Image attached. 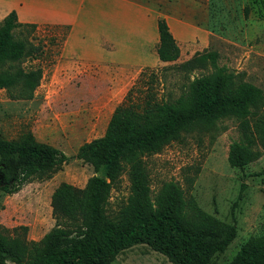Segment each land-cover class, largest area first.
<instances>
[{
  "label": "rangeland",
  "instance_id": "1",
  "mask_svg": "<svg viewBox=\"0 0 264 264\" xmlns=\"http://www.w3.org/2000/svg\"><path fill=\"white\" fill-rule=\"evenodd\" d=\"M132 1L135 33L144 35L135 37L132 59L136 61L142 56L141 39L151 42L156 35L148 11L151 5L161 6L166 0ZM185 1L175 0L182 21L173 24L174 30L187 34L197 26L205 37L196 39L192 35L179 58L170 63L154 65L153 52L148 54L149 64L145 67L135 66L134 61L125 67L64 60L60 55L65 30L40 27L34 32H14L16 39L42 45L37 56L22 63L25 68L39 67L42 76L30 100H11L0 90V138L19 142L31 136L36 142L57 148L67 160L45 175L32 177L13 194L0 191L2 234L38 242L53 228L70 224L54 210L53 195L64 185L82 190L94 175L92 167L77 158V150L103 136L112 113L129 90L132 89L133 105L142 102L146 89L156 99H174L194 79H201L202 90L207 91L216 68H224L242 74V81L260 88L264 94V11L260 0L244 5L236 0H209L208 12L202 8L186 12ZM202 3L206 5L205 1ZM121 19L124 21L123 16ZM206 51L218 53L215 66L206 62L190 71L179 69L180 64ZM237 125L236 121L225 119L196 127L160 152L142 157L152 195L164 183L175 182L201 210L235 228L234 239L209 264H228L246 239L264 234V153L242 169L229 167V145L240 139ZM130 195L126 165L111 186L108 216H116ZM111 264L171 263L147 245L139 244L119 252Z\"/></svg>",
  "mask_w": 264,
  "mask_h": 264
},
{
  "label": "trees",
  "instance_id": "2",
  "mask_svg": "<svg viewBox=\"0 0 264 264\" xmlns=\"http://www.w3.org/2000/svg\"><path fill=\"white\" fill-rule=\"evenodd\" d=\"M260 3L264 11V0ZM18 29L34 32L37 26L19 23L15 11L0 21V90L11 100H30L42 71L22 63L43 47L16 39ZM157 32L159 61H176L179 47L163 18L157 20ZM217 60L216 51H206L179 69L190 71L206 62L215 66ZM240 75L216 68L207 91L202 90L201 79H194L174 99H156L146 89L138 105H133L129 90L103 136L77 150V158L90 165L94 175L82 190L64 185L53 195L54 210L70 224L53 228L38 242L0 232V264H111L119 252L139 244L171 264H209L234 239L235 228L201 210L175 182L164 183L152 195L142 157L160 152L196 127L232 119L240 139L229 145V167L242 169L256 161L264 153V94ZM66 160L60 150L31 136L19 142L0 138V191L13 194L32 177L45 175ZM126 165L131 195L111 218L106 213L110 189ZM228 264H264V234L246 239Z\"/></svg>",
  "mask_w": 264,
  "mask_h": 264
},
{
  "label": "crops",
  "instance_id": "3",
  "mask_svg": "<svg viewBox=\"0 0 264 264\" xmlns=\"http://www.w3.org/2000/svg\"><path fill=\"white\" fill-rule=\"evenodd\" d=\"M206 3L204 4L202 2ZM241 5L251 0H236ZM185 11L193 12L198 8L208 12L209 0H186ZM175 0H166L161 6L151 5L148 11L149 20L155 26V38L141 39V54L136 61L132 59L135 48V37L144 36L135 33L133 24L132 0H0V21L11 11H15L17 21L22 24H34L37 28L65 30L62 35L61 58L73 59L75 62L101 64L102 62L121 66H143L149 64L148 54L152 53V61H159L156 48L159 42L157 20L163 18L170 33L176 41L181 53L182 47L193 37L203 38L205 32L196 27L187 34H178L173 24L181 23ZM120 16V18H119ZM121 16L124 17L122 21ZM129 17V19H128ZM139 38V37H138ZM200 43L203 45L204 40Z\"/></svg>",
  "mask_w": 264,
  "mask_h": 264
}]
</instances>
